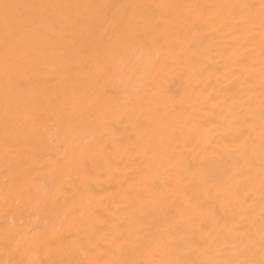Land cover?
<instances>
[{"label":"bare ground","instance_id":"bare-ground-1","mask_svg":"<svg viewBox=\"0 0 264 264\" xmlns=\"http://www.w3.org/2000/svg\"><path fill=\"white\" fill-rule=\"evenodd\" d=\"M0 264H264V0H0Z\"/></svg>","mask_w":264,"mask_h":264}]
</instances>
